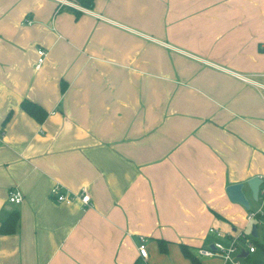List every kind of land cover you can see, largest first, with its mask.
I'll return each instance as SVG.
<instances>
[{
  "label": "crops",
  "instance_id": "0c3cea01",
  "mask_svg": "<svg viewBox=\"0 0 264 264\" xmlns=\"http://www.w3.org/2000/svg\"><path fill=\"white\" fill-rule=\"evenodd\" d=\"M61 1L0 0V223L18 213L0 264H192L180 245L197 257L208 228L250 233L264 217L247 221L246 185L260 178L264 200V0ZM237 183L248 212L225 193ZM55 184L86 187L91 206L55 203Z\"/></svg>",
  "mask_w": 264,
  "mask_h": 264
},
{
  "label": "built area",
  "instance_id": "2783aa9c",
  "mask_svg": "<svg viewBox=\"0 0 264 264\" xmlns=\"http://www.w3.org/2000/svg\"><path fill=\"white\" fill-rule=\"evenodd\" d=\"M61 2L70 4L77 7L76 4L71 3L67 0H62ZM38 63H41L44 56L43 50L37 51ZM50 197L57 204L71 205L75 201H78L83 210L91 206L90 195L86 187H82L78 192L62 191L60 186L55 184L50 189ZM264 194V192H262ZM8 202L10 204L18 205L22 202L21 192L14 188L8 193ZM257 213H250L247 216V221L250 222L256 217ZM207 233L213 236L214 241L211 245L204 248H198L196 250L197 257L202 258H213L218 257L221 259L222 264H240V255L246 250L248 254L255 252V248L252 243H246L248 237L251 234H245L244 231L240 230L237 233L223 232L217 228L210 227ZM245 246V248H243ZM138 257L142 259L147 258V250L145 246V238L139 237V245L137 246Z\"/></svg>",
  "mask_w": 264,
  "mask_h": 264
},
{
  "label": "trees",
  "instance_id": "16d2710c",
  "mask_svg": "<svg viewBox=\"0 0 264 264\" xmlns=\"http://www.w3.org/2000/svg\"><path fill=\"white\" fill-rule=\"evenodd\" d=\"M73 1L82 8L90 9L93 6V0H73ZM71 10L72 12H74L76 16L80 14L78 10L75 9H71ZM63 90L64 88L63 86H61V91ZM20 108L38 123H42L47 116V112L42 107L28 100H22L20 103ZM9 117H10V113L7 114L6 118L4 119L3 125ZM17 224H18V213L16 211H11L8 217L6 218V220L0 223V234L10 235L15 233ZM158 246L160 252L165 251L164 241L162 240L158 241ZM258 248L261 250V253L264 255V246L259 244ZM180 250L183 256L189 259L192 264H199L198 258L189 250V248L186 245L181 244ZM244 260L251 264H264V261L260 259L251 260L249 255L244 257Z\"/></svg>",
  "mask_w": 264,
  "mask_h": 264
},
{
  "label": "rangeland",
  "instance_id": "374dc122",
  "mask_svg": "<svg viewBox=\"0 0 264 264\" xmlns=\"http://www.w3.org/2000/svg\"><path fill=\"white\" fill-rule=\"evenodd\" d=\"M263 197L260 196L259 199L257 201H250V211L256 212V213H263L264 214V200H262ZM246 212H248L246 210ZM257 224L256 227V232L257 235L256 237H248L247 240H244V242L246 243H252V245L254 246L256 253L255 254H251L249 255L250 259H260L264 261V255L261 253V250L258 248V245H263L264 246V217L259 221V222H255ZM223 228V229H222ZM222 230L223 232H225L224 230L226 229L225 226H222ZM229 230L227 232H232V228H228ZM240 230L237 228L235 233L239 232ZM249 227L246 226V228L244 229L245 234H248L249 232ZM234 233V234H235ZM243 248H245V246H243ZM240 264H251L249 262H246L244 260V258L240 259Z\"/></svg>",
  "mask_w": 264,
  "mask_h": 264
},
{
  "label": "water",
  "instance_id": "95a60500",
  "mask_svg": "<svg viewBox=\"0 0 264 264\" xmlns=\"http://www.w3.org/2000/svg\"><path fill=\"white\" fill-rule=\"evenodd\" d=\"M262 180L258 177H252L249 180L246 181V185L249 188L251 192V196L253 200H257L258 192H259V186L261 185ZM225 193L227 195L228 200L231 203H236L242 206L245 210L249 209L248 201L246 200L244 193L242 192V184H231L225 188ZM251 237H256V227L252 225L251 227ZM247 256L246 252H243L240 255V258H244Z\"/></svg>",
  "mask_w": 264,
  "mask_h": 264
}]
</instances>
